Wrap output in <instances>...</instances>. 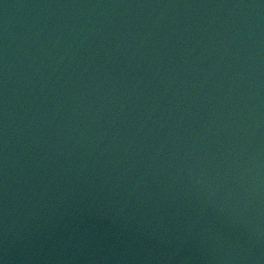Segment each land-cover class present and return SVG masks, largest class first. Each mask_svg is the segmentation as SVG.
Wrapping results in <instances>:
<instances>
[{"label": "water", "instance_id": "95a60500", "mask_svg": "<svg viewBox=\"0 0 264 264\" xmlns=\"http://www.w3.org/2000/svg\"><path fill=\"white\" fill-rule=\"evenodd\" d=\"M0 264H264V0H0Z\"/></svg>", "mask_w": 264, "mask_h": 264}]
</instances>
